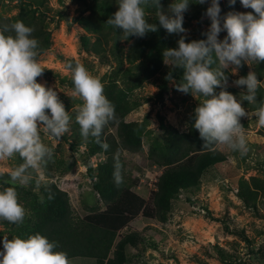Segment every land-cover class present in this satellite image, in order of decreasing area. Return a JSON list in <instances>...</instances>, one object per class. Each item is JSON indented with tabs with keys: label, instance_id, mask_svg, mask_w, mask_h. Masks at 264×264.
Here are the masks:
<instances>
[{
	"label": "rangeland",
	"instance_id": "obj_1",
	"mask_svg": "<svg viewBox=\"0 0 264 264\" xmlns=\"http://www.w3.org/2000/svg\"><path fill=\"white\" fill-rule=\"evenodd\" d=\"M170 3L171 0H162L161 10L167 11ZM219 3L222 17L229 12L252 11L244 8L239 0L234 5L228 0H219ZM198 6L208 5H189L183 19L186 33H167L158 27L155 11L149 9L146 18L149 23L157 24V31L126 39L121 30L107 24L98 13L80 14V5L75 0H47L50 45L37 58L45 71L36 79L57 91L72 120L69 130L58 142L41 134L43 142L53 149V158L44 165L42 173L34 172L38 180L53 182L67 194L75 218L82 219L105 208L86 175L87 167L95 168L105 157L100 154L87 159L85 147L77 151L69 148L73 141L70 136L79 127L72 109L82 101L73 95L71 74L66 66L81 63L103 85L115 83L116 88L126 94L128 111L123 121L138 124L142 133L138 152L124 150L119 153L120 177L147 202L161 173L160 168L149 162L148 155L155 142L170 132H187L194 109L200 102V97L177 90L176 85L183 80V69H171L163 60V51L176 48L182 35L188 42L208 31L210 20L205 15L198 22L189 18V13ZM20 7V0H0V18L16 16ZM225 35L221 32L219 38ZM97 40L101 45L98 56L90 51ZM224 71L227 76L224 90L233 94L249 112L240 118L247 136V153L241 156L215 145L214 149L225 161L210 169L198 186H184L169 202L166 212L157 213L153 219L138 216L122 229L120 236L135 232L141 238L136 248L126 249L127 264H264V125L252 115L254 111L247 109L246 101L240 99L245 88L234 83L250 71L264 81V62L242 64L236 75L228 69ZM170 72L175 75L166 83L159 98V86ZM260 88L264 90V85ZM220 90L219 87L215 89ZM160 124L164 130L160 129ZM103 131L115 135V129L108 125ZM17 158L19 156L0 161V173H9ZM246 188L256 194L254 199L245 196ZM5 223L6 220H0V241L8 235ZM0 250H3L2 242ZM68 262L93 263L81 258Z\"/></svg>",
	"mask_w": 264,
	"mask_h": 264
},
{
	"label": "clouds",
	"instance_id": "obj_2",
	"mask_svg": "<svg viewBox=\"0 0 264 264\" xmlns=\"http://www.w3.org/2000/svg\"><path fill=\"white\" fill-rule=\"evenodd\" d=\"M251 12H229L221 16L219 0H171L167 11L161 10L160 0H115L117 10L106 23L129 36L143 37L157 31L156 23H149L146 10L153 9L159 26L169 34L186 33L184 13L190 4H207L204 15L210 20L206 39L188 40L181 36L176 48L163 51L164 63L171 69H183L182 83L177 90L200 97L194 109L192 127L200 139L210 145L247 153V136L240 118L249 115L241 102L224 90L225 69L236 75L242 64L264 62V0H239ZM234 5L236 0H228ZM34 29L23 21L0 25V161L19 156L23 163L9 170L11 184L27 186L31 182L30 169L43 172L53 158V149L45 144L41 134L59 141L69 130L72 116L65 110L58 93L52 87L37 82L43 74L38 61L39 41ZM221 32L226 35L219 38ZM215 65V67H213ZM73 95L81 104L74 106L75 122L81 136L94 137L100 142L104 127L115 119V107L104 94V85L92 76L81 63L68 64ZM169 79H173L169 73ZM245 92L240 99L257 105L254 115L264 125V99L257 97L264 81L255 72H248L234 81ZM220 88L219 92L215 91ZM106 147V145H105ZM117 183L119 173L114 174ZM25 207L19 202L13 186L0 185V220L12 224L24 222ZM0 264H69L67 254L40 233L25 236H3L0 241Z\"/></svg>",
	"mask_w": 264,
	"mask_h": 264
},
{
	"label": "trees",
	"instance_id": "obj_3",
	"mask_svg": "<svg viewBox=\"0 0 264 264\" xmlns=\"http://www.w3.org/2000/svg\"><path fill=\"white\" fill-rule=\"evenodd\" d=\"M75 1L80 5V14L96 12L104 21L117 10L115 0ZM20 3L18 14L8 19L0 18V25H10L21 20L26 26L32 27L33 36L39 41L40 55L50 45V21H46L49 11L47 0H20ZM206 8L207 6H198L189 13V18L192 21H200ZM148 13L149 9L146 10V15ZM200 39H206V36L200 33L196 40ZM100 46L99 40L94 42L91 53L98 56L101 53ZM174 75L175 73H172V76ZM168 77L159 86V98L166 89V83L171 80ZM104 94L115 107V119L107 124L115 129V135L102 131L100 142H97L91 136L83 138L79 126L70 136L73 141L69 144L73 151L85 147L88 152L87 159L100 154L105 157L95 168H86L91 187L103 202L104 210L87 214L82 219L75 218L67 194L59 190L53 182L38 180L34 170H29L32 179L27 186L11 184L8 173H0V185L15 187L19 202L26 209L23 223L12 224L6 221L9 239L13 235L40 233L55 242L58 245L57 250L65 252L68 260L81 258L93 261L92 264H127L126 249L136 248L141 238L135 232L123 236H120L119 232L138 216L153 219L157 213L166 212L169 202L184 186H198L210 169L225 161L222 154L214 149L215 145L206 144L200 139L198 132L192 127V119L186 133L172 131L161 141L155 142L148 160L160 168L161 173L146 202L126 186L122 179L117 183L114 178L115 173L120 175L122 172L119 153L124 150H140L142 128L136 123L123 121L128 111V98L116 88L115 83L104 85ZM257 97L258 100L264 99V90L259 88ZM245 106L249 111H255L257 107L247 101ZM160 129H165L162 124ZM13 163L16 167L23 163V160L19 157ZM44 173L48 176L47 171L44 170ZM245 196L254 199L256 194L246 188Z\"/></svg>",
	"mask_w": 264,
	"mask_h": 264
}]
</instances>
